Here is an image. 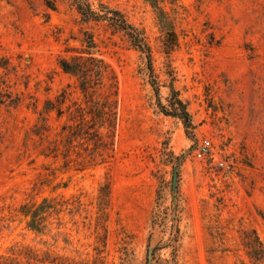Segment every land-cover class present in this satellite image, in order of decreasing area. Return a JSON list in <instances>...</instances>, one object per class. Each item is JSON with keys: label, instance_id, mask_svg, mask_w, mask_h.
<instances>
[{"label": "rangeland", "instance_id": "374dc122", "mask_svg": "<svg viewBox=\"0 0 264 264\" xmlns=\"http://www.w3.org/2000/svg\"><path fill=\"white\" fill-rule=\"evenodd\" d=\"M75 1L0 0V264H264V0Z\"/></svg>", "mask_w": 264, "mask_h": 264}, {"label": "trees", "instance_id": "16d2710c", "mask_svg": "<svg viewBox=\"0 0 264 264\" xmlns=\"http://www.w3.org/2000/svg\"><path fill=\"white\" fill-rule=\"evenodd\" d=\"M75 3L77 13L81 16L84 23H88L91 21L106 22L114 32L123 33L125 36H127L129 38V42L136 49L141 52L149 51V48L145 44V41L141 37L140 33L127 23L120 12L108 10L104 14H99L94 12L91 9L90 5L84 0L75 1ZM172 35L174 36V34ZM87 54L90 55L89 53ZM62 68L66 73H70L73 75L81 72L80 70L78 71L77 66H72L70 64H67L66 62H62ZM105 71L106 66L103 64V62L91 57L90 67L88 68V70H85L84 72L82 71V89L85 90L86 86H89V88H91L90 85H92V88L98 86ZM111 105V103H107V106H109L108 108H111ZM97 112H100L101 115H103L100 116L101 119H104V115L110 113L111 110H109V112H106L105 106H103L102 108L100 107V109L97 108ZM166 264H171V262H166ZM172 264H175V262H173Z\"/></svg>", "mask_w": 264, "mask_h": 264}, {"label": "built area", "instance_id": "2783aa9c", "mask_svg": "<svg viewBox=\"0 0 264 264\" xmlns=\"http://www.w3.org/2000/svg\"><path fill=\"white\" fill-rule=\"evenodd\" d=\"M211 151V143L208 139H203L199 148L195 152V157L202 159L207 156Z\"/></svg>", "mask_w": 264, "mask_h": 264}, {"label": "water", "instance_id": "95a60500", "mask_svg": "<svg viewBox=\"0 0 264 264\" xmlns=\"http://www.w3.org/2000/svg\"><path fill=\"white\" fill-rule=\"evenodd\" d=\"M175 183H176V172H174L173 174V187H175Z\"/></svg>", "mask_w": 264, "mask_h": 264}]
</instances>
